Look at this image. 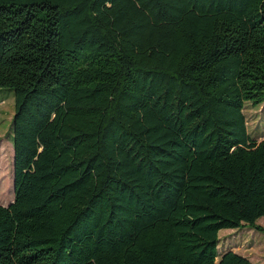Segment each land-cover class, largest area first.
Returning a JSON list of instances; mask_svg holds the SVG:
<instances>
[{"label":"trees","instance_id":"trees-1","mask_svg":"<svg viewBox=\"0 0 264 264\" xmlns=\"http://www.w3.org/2000/svg\"><path fill=\"white\" fill-rule=\"evenodd\" d=\"M14 92L0 264H253L264 0H0Z\"/></svg>","mask_w":264,"mask_h":264},{"label":"rangeland","instance_id":"rangeland-1","mask_svg":"<svg viewBox=\"0 0 264 264\" xmlns=\"http://www.w3.org/2000/svg\"><path fill=\"white\" fill-rule=\"evenodd\" d=\"M243 113L248 133L254 139L264 138V102L253 105L245 101ZM14 114V92L9 87L0 88V204L13 200V144L12 117ZM264 227V217L257 220ZM219 252L233 250L242 254L253 264L264 263V233L247 226L223 228L218 232Z\"/></svg>","mask_w":264,"mask_h":264},{"label":"crops","instance_id":"crops-1","mask_svg":"<svg viewBox=\"0 0 264 264\" xmlns=\"http://www.w3.org/2000/svg\"><path fill=\"white\" fill-rule=\"evenodd\" d=\"M242 255V254H241ZM244 256V255H243ZM250 259V258H249ZM264 264V263H263Z\"/></svg>","mask_w":264,"mask_h":264}]
</instances>
